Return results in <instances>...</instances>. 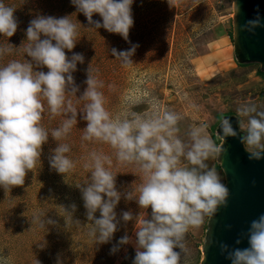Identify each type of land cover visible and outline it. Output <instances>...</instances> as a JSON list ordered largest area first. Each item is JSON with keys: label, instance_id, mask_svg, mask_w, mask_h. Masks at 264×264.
Masks as SVG:
<instances>
[{"label": "clouds", "instance_id": "1", "mask_svg": "<svg viewBox=\"0 0 264 264\" xmlns=\"http://www.w3.org/2000/svg\"><path fill=\"white\" fill-rule=\"evenodd\" d=\"M168 2L171 5V0ZM71 3L77 10L75 14L82 13L87 18V27L103 28L131 44L134 0H71ZM235 7L238 14L237 2ZM15 11L0 0V34L8 38L19 27ZM95 14L101 19L94 20ZM71 15L35 16L25 30L26 40L30 42L25 52L30 59L13 60L0 67V188L7 193L24 186L28 174L41 160L43 146L49 138L58 142L66 137L79 117L86 121L84 140L109 144L121 163H134L143 174L138 189L120 191L117 175L110 170L111 158L95 151L90 153L91 163L85 164L91 169L90 177L76 186L85 209V224L90 225L89 235L98 245L109 244L123 226L125 234L112 245L110 254L131 244L135 250L132 264H181L187 252L184 241L189 229L199 227L206 216L227 204L230 191L216 168L207 163L226 153V149L207 135L206 124L190 126L186 139L182 138L183 116L172 110L113 116L104 106V95L98 90L103 83L93 75L91 63L85 69L86 88L79 96L88 101L84 110L77 112L70 100L66 104L67 94L80 92L74 73L78 64L85 63L82 53L72 51L77 45L78 32L77 24L69 19ZM258 27H264V18L259 14L247 20L242 30L254 33ZM138 47L131 45L126 50L113 47L110 51L114 58L130 66ZM11 50L0 47V54ZM45 67L47 72L38 70ZM45 101L52 116L62 111L71 114L51 133L41 124ZM237 118L240 132L225 118L220 126L221 137L225 140L239 137L249 159H264V110L246 103L237 108ZM241 118H247V122ZM69 152V145L57 143L48 155L50 170L64 181L75 167L66 155ZM122 199L134 201L139 209L145 210L143 217L132 210L117 213ZM64 207L77 225L84 223L75 216L76 203ZM37 221L41 227L58 224L51 217L43 221L36 217L34 222ZM129 222L134 224L131 234L126 230ZM245 235L247 247L230 249L227 244H221V253L231 264H264V213L249 223ZM236 243L241 241L238 239Z\"/></svg>", "mask_w": 264, "mask_h": 264}, {"label": "rangeland", "instance_id": "2", "mask_svg": "<svg viewBox=\"0 0 264 264\" xmlns=\"http://www.w3.org/2000/svg\"><path fill=\"white\" fill-rule=\"evenodd\" d=\"M16 9L19 20L16 34L8 38L0 34V47L11 48V52L0 54V66L10 61L25 62L26 52L20 48L30 43L25 30L37 15L62 17L71 15L73 23L87 24L82 13H76L71 0H3ZM238 3V0H237ZM236 0H134L132 5L134 26L130 29L129 42L120 35L105 29L79 27L77 45L72 50L80 53V44L86 43L85 63L78 64L74 73L80 87L77 95H66L77 112L84 110L88 101L79 99L86 88L85 69L91 63L93 75L103 83L98 89L104 95L105 108L113 115L127 112L151 113L156 110H172L183 116L180 122L181 137L186 139L190 126L206 124L207 135L217 145L226 149L225 139L220 135V126L225 118H232L238 127L237 108L246 103L264 110V75L260 64L239 65L236 69L208 73L199 70L197 58L209 43L223 35L234 41L236 28ZM74 13V14H73ZM94 20H100L98 14ZM82 35V36H80ZM88 37V41H85ZM24 41V42H23ZM23 43V45H22ZM22 45V46H21ZM139 45L133 57L134 63L125 66L111 55V48L126 50ZM18 46V47H17ZM18 53V54H17ZM69 56L72 52L67 53ZM45 72L48 69H41ZM45 112L42 126L49 132L62 125L70 113L52 116L44 102ZM247 122V118H241ZM66 137L56 142L51 137L43 146V155L24 186L14 187L7 193L0 188V264H132L135 256L130 244L112 255L110 249L125 234L122 226L109 244L98 245L89 235L90 225L85 219V209L77 185L90 177V153L95 151L111 158L110 170L117 175L120 191L138 189L143 183V174L138 165L121 163L115 150L106 143L83 139L86 121L77 118ZM239 130V127H238ZM240 131V130H239ZM222 134V133H221ZM57 143L67 144L66 155L75 167L64 178L50 170L48 155ZM209 159L207 163L216 168L222 182L227 180L221 168V157ZM108 167V165H105ZM134 182V183H133ZM138 194V193H137ZM76 203L77 225L64 205ZM132 210L143 217L145 210L132 202L121 200L116 211ZM150 213V209L148 210ZM217 211L204 218L199 227H192L185 236L187 252L181 264H205L206 250L210 244L211 224ZM99 216V213H97ZM55 219L56 226L41 227L35 218ZM67 222V223H66ZM134 224L129 222L127 231L132 233Z\"/></svg>", "mask_w": 264, "mask_h": 264}, {"label": "water", "instance_id": "3", "mask_svg": "<svg viewBox=\"0 0 264 264\" xmlns=\"http://www.w3.org/2000/svg\"><path fill=\"white\" fill-rule=\"evenodd\" d=\"M237 2V0H236ZM240 8L236 13L234 45L236 55L242 64H260L264 71V27L254 33L242 30L249 19L259 14L264 18V0H238ZM232 122V118L230 117ZM233 127L239 133L236 123ZM226 153L221 157L227 187L230 195L227 204L220 206L211 224V238L206 250L205 264H231L221 253L220 245L229 248L247 247L246 232L249 223L264 213V159H249L245 146L239 137H228ZM241 243L237 244L236 241Z\"/></svg>", "mask_w": 264, "mask_h": 264}, {"label": "crops", "instance_id": "4", "mask_svg": "<svg viewBox=\"0 0 264 264\" xmlns=\"http://www.w3.org/2000/svg\"><path fill=\"white\" fill-rule=\"evenodd\" d=\"M197 63L199 70L205 73L204 76L208 73L236 69L242 65L236 55L234 41L227 35L209 43L197 58Z\"/></svg>", "mask_w": 264, "mask_h": 264}, {"label": "trees", "instance_id": "5", "mask_svg": "<svg viewBox=\"0 0 264 264\" xmlns=\"http://www.w3.org/2000/svg\"><path fill=\"white\" fill-rule=\"evenodd\" d=\"M75 24H77V29L79 28V27H86V30H85V32H84V34H82V35H88L89 34V32H86V31H88L89 30V28H87V26H88V24H78V23H75ZM78 32V35H77V37L79 36V31H77ZM82 35H80V36H82ZM85 39V41H88L89 39H88V37H85L84 38ZM86 43L85 44H80V48H79V50H80V53H82L83 55H84V53H85V51H86ZM18 47V46H17ZM27 47V45H24V48H20V51H17L18 53H23V52H25V48ZM17 53V54H18ZM245 66L246 65H250V64H244ZM0 67H2V66H0ZM38 70H41V69H38ZM262 71V70H261ZM261 74H263L264 75V71H262L261 72Z\"/></svg>", "mask_w": 264, "mask_h": 264}]
</instances>
